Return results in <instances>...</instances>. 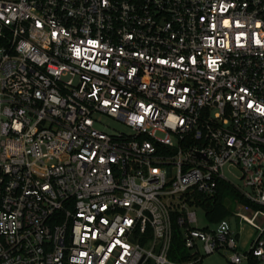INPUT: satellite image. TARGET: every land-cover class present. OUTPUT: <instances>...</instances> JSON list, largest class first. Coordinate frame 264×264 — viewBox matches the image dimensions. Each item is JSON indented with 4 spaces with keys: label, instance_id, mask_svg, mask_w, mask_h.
Wrapping results in <instances>:
<instances>
[{
    "label": "built area",
    "instance_id": "1",
    "mask_svg": "<svg viewBox=\"0 0 264 264\" xmlns=\"http://www.w3.org/2000/svg\"><path fill=\"white\" fill-rule=\"evenodd\" d=\"M221 183L246 251L191 210ZM222 250L264 264V0H0V264Z\"/></svg>",
    "mask_w": 264,
    "mask_h": 264
},
{
    "label": "rangeland",
    "instance_id": "2",
    "mask_svg": "<svg viewBox=\"0 0 264 264\" xmlns=\"http://www.w3.org/2000/svg\"><path fill=\"white\" fill-rule=\"evenodd\" d=\"M102 123L104 125H107L108 127L114 128L116 130L125 131L128 132L129 128L123 125L120 122H117L116 120L110 118V117H102L101 118ZM103 124L97 125L99 129H103ZM225 174L231 180L233 183L237 185H241V171L233 166L227 165L225 167ZM227 206L229 207L231 211V215L227 217L222 222L214 223L208 220L206 216V207L198 206L194 207L191 210L195 211L198 217V223L197 226L199 228H205L211 231L215 232H223L228 229L230 230H241L242 233V239H241V246L240 249L242 251H246L249 248V244H247V241L249 238H255L257 235V232L250 227L249 225H243L242 227L239 225L238 218L234 215V212L236 210V201L235 200H227L226 202ZM230 252L227 250H222L220 252H217L212 255H208L204 258L203 264H233L229 259ZM241 264H249L247 261H243Z\"/></svg>",
    "mask_w": 264,
    "mask_h": 264
},
{
    "label": "trees",
    "instance_id": "3",
    "mask_svg": "<svg viewBox=\"0 0 264 264\" xmlns=\"http://www.w3.org/2000/svg\"><path fill=\"white\" fill-rule=\"evenodd\" d=\"M232 194L236 195V191L229 184L221 183L217 195L203 200L202 205L206 207V216L209 221L214 223L222 222L231 215V211L226 202L228 196ZM170 258L173 260H184L188 258V253L184 249L182 232L177 225H175V237Z\"/></svg>",
    "mask_w": 264,
    "mask_h": 264
}]
</instances>
